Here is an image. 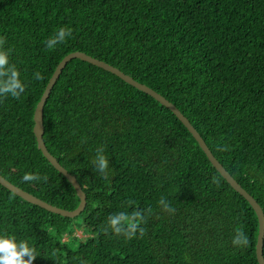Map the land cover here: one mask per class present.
<instances>
[{
	"label": "trees",
	"instance_id": "obj_1",
	"mask_svg": "<svg viewBox=\"0 0 264 264\" xmlns=\"http://www.w3.org/2000/svg\"><path fill=\"white\" fill-rule=\"evenodd\" d=\"M60 27L72 36L47 50ZM0 36L25 84L19 99L0 98V174L11 183L77 207L75 189L37 147L33 113L57 63L82 51L172 102L264 212V0H0ZM43 125L48 151L76 177L86 205L64 217L0 185V235L33 246V264H258L253 208L153 97L73 58L44 104ZM101 146L107 180L91 164ZM26 172L48 180L25 183ZM161 196L175 214L161 211ZM149 207L143 237L100 231L111 214ZM237 227L246 248L231 243Z\"/></svg>",
	"mask_w": 264,
	"mask_h": 264
},
{
	"label": "clouds",
	"instance_id": "obj_2",
	"mask_svg": "<svg viewBox=\"0 0 264 264\" xmlns=\"http://www.w3.org/2000/svg\"><path fill=\"white\" fill-rule=\"evenodd\" d=\"M72 36V29L69 27H60L53 35L49 36L44 42L47 50H54L57 45L63 44L68 38ZM6 43V38L0 36V98L19 99L21 94L25 91V84L20 79V72L14 64L9 63L10 49L5 51L3 46ZM33 76L36 80L43 79L40 72H34ZM220 150H226L222 147ZM104 147H98L95 150V156L91 161L92 167L100 177L108 179L109 159L104 154ZM23 182L30 183L33 181L47 182L48 177L41 176L39 173H25L21 178ZM212 182L219 186L220 181L212 178ZM131 205L132 201L126 202ZM158 206L161 211L168 214H175L176 209L171 206L169 200L161 196L158 200ZM152 208L146 210L136 208L130 213L119 212L111 214L107 217L106 223L101 226L100 231L105 235L111 233L115 236H122L126 240H131L139 233L140 237L146 234V228L142 225L146 224L149 216L152 215ZM232 245L239 248H246L249 245V239L242 227L235 229V235L231 241ZM36 250L30 246L26 240L17 241L12 235H0V264H33L37 257ZM81 264H86L81 260Z\"/></svg>",
	"mask_w": 264,
	"mask_h": 264
},
{
	"label": "water",
	"instance_id": "obj_3",
	"mask_svg": "<svg viewBox=\"0 0 264 264\" xmlns=\"http://www.w3.org/2000/svg\"><path fill=\"white\" fill-rule=\"evenodd\" d=\"M73 58H78L82 61L88 62L94 66L102 68L110 73L115 74L117 77L125 81L126 83L130 84L131 86L135 87L136 89L148 94L149 96L153 97L156 101L160 104L168 108L180 122L187 128L190 134L198 143L199 147L205 153L208 160L214 166V168L220 173V175L225 179V181L237 192L239 193L253 208L257 219H258V234L256 240V247H255V254L258 264H264V256H263V244H264V212L260 206V204L255 200V198L248 193L234 178L233 176L223 167V165L216 159V157L212 154L211 150L205 143L204 139L198 133V131L194 128V126L190 123L188 118L168 99H166L163 95L156 92L154 89L149 87L146 84L138 82L130 75L124 73L117 67L103 61L92 57L91 55L86 54L82 51H73L66 54L55 66L48 82L35 106L34 113H33V133L37 142V147L42 152L43 156L49 161V163L58 171L60 172L73 186L76 191V194L79 198V203L76 208L68 210L64 208L57 207L52 205L33 194L19 188L18 186L11 183L9 180L4 178L0 174V185L8 189L9 191L13 192L17 196L21 197L25 201L37 205L47 211L59 214L64 217H75L80 214V212L84 209L86 205V195L82 190V187L78 183L76 177L72 175L70 172L66 170L58 160L48 151L44 140H43V133H44V125H43V108L44 104L56 83L58 77L60 76L62 70L65 68L66 64Z\"/></svg>",
	"mask_w": 264,
	"mask_h": 264
},
{
	"label": "rangeland",
	"instance_id": "obj_4",
	"mask_svg": "<svg viewBox=\"0 0 264 264\" xmlns=\"http://www.w3.org/2000/svg\"><path fill=\"white\" fill-rule=\"evenodd\" d=\"M77 234H80V232H77ZM79 236V235H78Z\"/></svg>",
	"mask_w": 264,
	"mask_h": 264
}]
</instances>
